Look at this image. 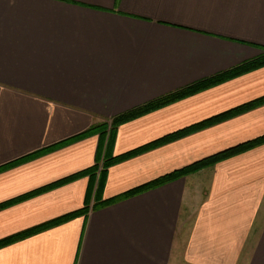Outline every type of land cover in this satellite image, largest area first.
<instances>
[{"label":"crops","instance_id":"obj_1","mask_svg":"<svg viewBox=\"0 0 264 264\" xmlns=\"http://www.w3.org/2000/svg\"><path fill=\"white\" fill-rule=\"evenodd\" d=\"M264 53V0H0V167ZM264 65L0 170V240L264 136ZM99 190V191H98ZM0 264H264V143L0 247Z\"/></svg>","mask_w":264,"mask_h":264},{"label":"trees","instance_id":"obj_2","mask_svg":"<svg viewBox=\"0 0 264 264\" xmlns=\"http://www.w3.org/2000/svg\"><path fill=\"white\" fill-rule=\"evenodd\" d=\"M263 65H264V53L256 59L246 61V62L240 64L239 66H237L233 69H230L226 72H223L219 75H216V76L211 77L209 79L202 80V81L197 82L195 84H192L190 86L184 87L182 89H179L177 91L169 93L168 95L160 97L156 100L150 101V102H148V103H146L140 107L132 109L126 113L118 115V116L114 117L113 119H111L110 122H102L99 124H95V125L91 126L85 133H83L82 135H80L78 137H74V138L67 140V141H64L58 145H54V146L47 148L45 150L38 151L35 154L28 155V156L22 157L18 160H15L13 162L7 163V164L1 166L0 170L14 166L18 163L26 161L27 159L33 158L35 156H38L42 153H45V152L51 150V149H54L57 146H60L61 144L68 143L70 141L79 139L80 137L87 136V135L100 134L102 136H105L106 134H109V143L111 145V143L113 142V139L115 137L116 131L120 125H122V124H124V123H126V122H128L134 118H137L143 114H146L150 111L156 110V109L161 108L167 104H170L174 101H177L181 98H184V97H187L191 94H194L200 90L206 89V88L213 86L217 83L223 82L229 78L238 76L242 73L256 69V68L263 66ZM261 104H264V96L259 98V99H256L255 101H252L250 103H246L240 107L226 111L224 113L216 115V116H214L208 120L202 121L200 123H197V124L191 125L189 127L180 129L178 131H175L173 133L165 135L164 137H162V138H160L154 142H151V143L143 145L141 147L132 149L130 151L124 152V153L119 154V155H113L109 149L108 152L106 153V155L104 156V159L102 160L101 164L96 163L90 169L83 171L80 174L88 173L91 176H95L97 171L99 170V172L101 174V179H102V182H100V185H99V190L101 192L102 186H103V179L105 178V175H106L108 169L112 165H114L115 163L123 161L125 159L130 158V157H133L135 155H138V154H140L146 150H149L153 147H156L160 144H163V143L178 139L180 137L186 136V135H188L194 131H197L201 128L209 126V125L213 124L214 122L228 118L229 116L235 115L237 113H240L242 111H245V110L250 109L252 107H256V106L261 105ZM261 143H264V136L259 137L255 140L246 142V143H242V144L235 146V147H232L230 149L224 150L222 152L214 154V155L207 157L205 159L196 161L190 165H187V166L182 167L178 170H175L171 173L163 175V176H161V177H159L153 181H150L148 183H145V184L139 185L137 187H134L132 189H129V190H127V191H125L119 195L109 197V198H101L98 195L91 208L89 205H86L77 211H74V212L66 214L62 217L56 218L52 221H49L48 223L38 225V226L33 227L31 229H28L26 231H23V232L15 234V235L6 237L4 239H1L0 240V247L8 245V244H10L16 240H19L21 238L29 236L33 233L40 231V230H44L46 228L54 226L58 223H62V222L69 220L73 217H76L79 215H85L86 216L89 213L90 209L97 210V209L103 208L105 206H109L111 204L117 203V202L122 201L124 199H127L129 197H132V196H135V195L140 194L142 192H145L149 189H152V188L158 187L160 185H163L167 182L173 181V180L180 178L186 174L197 171V170H199L205 166L212 165V164H214L220 160H223V159L228 158L232 155L238 154L242 151H245L247 149L255 147Z\"/></svg>","mask_w":264,"mask_h":264}]
</instances>
